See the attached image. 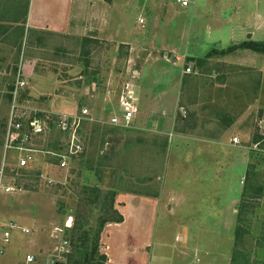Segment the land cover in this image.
Here are the masks:
<instances>
[{
	"label": "rangeland",
	"instance_id": "1",
	"mask_svg": "<svg viewBox=\"0 0 264 264\" xmlns=\"http://www.w3.org/2000/svg\"><path fill=\"white\" fill-rule=\"evenodd\" d=\"M27 1L0 0V7H23ZM79 1L83 7H75L76 30L38 35L42 43L35 45L25 37L21 46V63L31 59L35 69L34 83L26 86L28 103L45 128L30 144L45 154L36 168L40 177L26 175L18 190L7 191L15 181L9 172L17 169L18 157L14 149L5 151V134L0 133V264H25L30 254L35 264H45L61 238L96 230L99 217L111 215L109 200L89 205L81 186L68 184L74 177L69 171L73 159L65 168L48 163L46 149L61 139L54 112L72 113L80 107L92 116L83 124L84 148L94 158L107 155L106 163L112 164L105 170L101 197L117 192V211L115 204L123 198L119 194L125 192L161 201L152 227L151 264H264V189L257 197L253 189L256 167L264 185V152L256 157L252 143L256 131L264 133V55L240 48L243 42H264V0H190L187 6L177 0ZM86 36L94 42L83 48ZM207 56L205 65H196ZM186 65L191 71L179 79ZM16 78L12 68L8 75L0 74V131L11 107L7 91ZM126 85L139 108L158 115L162 125H153L142 114L129 127L107 124L118 112ZM177 104L184 105L187 128L195 130L202 119L201 128L221 138L205 141V148L170 144L169 133L184 125L176 123L181 120ZM163 105L169 113L160 116ZM91 123L113 129L102 146L101 129L88 145ZM225 123L231 125L223 134ZM222 128V134L216 133ZM232 135L240 138L241 147L228 145ZM242 195L244 204L256 206L240 213ZM78 215L83 227L73 233ZM10 223L16 226L11 229ZM5 231L10 232L6 244ZM134 240L131 234L128 242ZM82 259V264L98 262Z\"/></svg>",
	"mask_w": 264,
	"mask_h": 264
},
{
	"label": "crops",
	"instance_id": "2",
	"mask_svg": "<svg viewBox=\"0 0 264 264\" xmlns=\"http://www.w3.org/2000/svg\"><path fill=\"white\" fill-rule=\"evenodd\" d=\"M20 4L21 3H19V5H11V8L9 5L0 7V74L8 75L12 68L13 76H17L18 73L21 72L25 75L24 77L27 79L29 85L31 82L34 83L32 77L35 69H33L31 63L33 60L31 59L28 60L24 58L22 63L25 64L21 63V46L23 47L24 44L27 43L28 38H30L31 44H41L42 41L38 38V35L41 34H47L51 37L58 34L68 35L71 31L76 30L79 27L76 23L78 20L76 16L78 15H75L76 12L74 11L76 10L75 7H83V1L28 0L23 7H21ZM8 16L12 17V19ZM25 37H27L26 43ZM2 43H5L7 47H1ZM176 58L178 59V56ZM8 60H10L11 63L10 61L8 62ZM184 68L179 71V79L181 78V74H188L184 72ZM15 69L16 72H14ZM178 105L180 104H177L174 108H176L179 119L181 120H176V123L180 124L182 122L184 125L169 133L170 144H173L175 141V144H186L187 146L193 144L198 147L203 145V148H205V146L208 145L205 141L209 142L212 141L213 138H221L222 135L214 137L210 134V130H203L201 128L203 125L201 122L202 119H200V125L195 128L196 131L193 129L194 127L187 128L185 110L184 112L181 110V108L184 109V105H180V109ZM163 106L159 107L160 116H165L169 113L168 107L164 106L165 108H163ZM155 107L156 106L153 107V111L158 109ZM138 109L133 120H136L138 116L142 114L143 119H147V117L153 119V125H162L161 120L157 121V119H162L159 118L158 115L148 114L140 109L139 106ZM191 114L193 115L191 119H193L194 113ZM195 121H198V119ZM230 125L229 123H225L223 125L224 130L230 127ZM134 128H136V126H134ZM137 129L142 130L143 128L138 127ZM215 131L216 133L222 134L223 128L220 131ZM224 132H226V130L223 131V134ZM234 136L237 135H232L228 139V145L237 147L238 145L231 141ZM119 195H123V198L116 202L115 207L123 216V220L121 222H107L100 234L99 250L106 256L105 264H151L152 254L150 251L153 246L152 241L154 232L152 227L154 220L158 217L161 201L158 197L144 193L125 192ZM118 202L120 204H118ZM127 225H130V227H127ZM131 234L136 238V240L131 242L132 244L128 242ZM180 239L182 238L180 237ZM156 264L162 263L156 262Z\"/></svg>",
	"mask_w": 264,
	"mask_h": 264
},
{
	"label": "trees",
	"instance_id": "3",
	"mask_svg": "<svg viewBox=\"0 0 264 264\" xmlns=\"http://www.w3.org/2000/svg\"><path fill=\"white\" fill-rule=\"evenodd\" d=\"M81 40V39H80ZM94 39H92L91 37H83L82 38V44L81 46L83 48H85L87 45H89L90 43H93ZM240 48L243 49H247V50H251L253 52L256 53H260L264 55V42H243L240 45ZM209 56L204 57V58H200L197 59L196 65L200 66V65H205V63H207V59ZM14 72H16V69L14 70ZM13 90V86L8 89L7 91V98L9 101H11V91ZM28 91L27 88H25L24 90L21 91L20 97H19V101L20 102H27L28 101ZM80 103V102H79ZM81 109V107L79 108ZM92 124V123H91ZM5 127H6V121L5 123H2V129L0 131V133H4L5 134ZM90 133L88 136V145L93 144L94 142V134L95 132H100L101 129V135H100V143L101 146L105 143V137L108 135V133H110L111 131H113V129L111 128H106V125H99L98 123H93L92 125H90ZM84 130H82V139L83 142L85 143L86 138H84ZM252 143H259L258 146L259 148H264V140H262V135L260 133H258L257 131L255 132V137L252 139ZM1 146H3V140H0V148ZM85 148H83V150L77 155V156H71L70 160H72V166L70 167L69 171L71 174H73V179L72 182L68 183L70 184V186L72 185L73 187H80L81 186V190L80 194H82L83 196H87L86 199H84L85 201H88L87 203L90 205V203H97L98 200H100V202H105L106 200H109L108 202V211L110 212V216L108 218H100L98 219V225H97V229L96 230H84L80 233H76L74 236L75 237H71V235H68V237H66L68 239L69 242V247L70 250L68 253H66L64 255V264H82V261H88V260H93L95 258H97L98 262L97 264H104L106 261V256L104 254H99V239H100V233L102 231V228L104 227V225L107 222H121L123 220L122 215L113 208V199L114 196H116L115 191L111 190V192L108 191V193H106L105 195H102L101 189L102 187L105 185L104 180H105V170L107 168H110V166H112V164L108 165L106 163V160L109 158L107 155H101L99 158H94L92 155H90V153H88V150H84ZM63 151V145L61 141H57L55 143V145L53 144L51 146L50 149H46V152H50L48 153V155H46L48 157V163L51 165H57V167L59 168V162H60V158L56 155H53L51 152H53L54 154H59ZM261 151L255 150V156L258 157L259 155H262L261 153H259ZM42 152H38L35 154V156L37 157L35 161L25 165V166H18L17 163V169H13L9 172L10 176L14 177L15 181L12 183V187H14V189L18 190L20 187V183L19 181L21 179H27V177H25L26 175H36L37 177H40V169H36L37 168V164L39 161H41L42 158ZM262 160L259 159L257 162L255 161V167L256 165H259L260 162ZM70 163V162H69ZM1 167V164H0ZM112 168V167H111ZM260 168V167H259ZM259 168H255V171H259ZM3 171V169H2ZM255 172V186L253 187V189L255 190V196H258V193L261 192L264 189V185H262L259 181V173ZM20 173V174H19ZM85 176L84 180H81L82 177ZM36 177V178H37ZM93 179L94 182L90 183L88 182V179ZM29 179V178H28ZM31 179V178H30ZM112 184H108V187L110 188ZM19 187V188H18ZM24 188H29V186H24ZM63 189V188H62ZM66 191L63 192V194ZM246 194V191L244 192ZM244 197V198H243ZM242 202L240 204V213L242 212H246L248 211V209L252 206H256V202L255 203H249L250 207L246 204H244V200H245V196L242 195ZM248 206V207H247ZM106 209H103V212L107 211ZM78 219L75 220V223L72 225V229H73V233L77 230L78 227H83V216L78 215L77 216ZM237 221H238V217H237ZM241 226V225H240ZM239 228V224H237V228H236V232L237 229ZM71 232V229L67 232L69 233ZM72 233V234H73ZM96 264V263H95Z\"/></svg>",
	"mask_w": 264,
	"mask_h": 264
},
{
	"label": "built area",
	"instance_id": "4",
	"mask_svg": "<svg viewBox=\"0 0 264 264\" xmlns=\"http://www.w3.org/2000/svg\"><path fill=\"white\" fill-rule=\"evenodd\" d=\"M182 6H187L190 0H177ZM140 24L144 23L142 18L138 19ZM191 71L190 65H186L184 68L185 73ZM28 84L27 79L24 75L19 72L15 83L13 85V90L11 91V107L6 121L5 127V141L4 148L14 149L16 151V156L18 157V166H25L36 160L35 154L42 152L31 146V140L33 136L42 134L45 128L42 125L41 120L34 116V108L28 102H20L19 97L21 91L26 88ZM123 91L119 97L118 102V112L113 113L108 119L107 124L115 126L129 127L131 121L136 116L138 112V105L136 103V98L134 97L133 90L129 87ZM131 89V90H130ZM57 114L54 123L55 128L60 132L63 145V151L59 154L53 155L58 156L61 160L59 162V168H65L69 166L71 156H77L84 148V142L82 139V130L84 122L91 121L90 112L87 107H82L77 111L72 113L66 112H54ZM261 134V133H260ZM262 135V140H264V133ZM232 143L239 145L240 138L234 136L231 139ZM258 142L255 143V150L263 151L264 148H259ZM46 152V151H45ZM43 153V152H42ZM50 153V152H47ZM1 186V185H0ZM14 189V187H6L8 189ZM15 223H10V228H14ZM57 228V227H56ZM57 230L62 231L60 228ZM24 233H29L26 228H21ZM4 244L8 243L10 240V232L5 231L4 237L2 238ZM70 250L69 242L66 236L60 239L52 253L47 255L45 264H64V255ZM3 249H0V253ZM36 258L33 255H28L25 259V264H35Z\"/></svg>",
	"mask_w": 264,
	"mask_h": 264
},
{
	"label": "water",
	"instance_id": "5",
	"mask_svg": "<svg viewBox=\"0 0 264 264\" xmlns=\"http://www.w3.org/2000/svg\"><path fill=\"white\" fill-rule=\"evenodd\" d=\"M218 45H219V44H218ZM218 45H217V46H218Z\"/></svg>",
	"mask_w": 264,
	"mask_h": 264
}]
</instances>
